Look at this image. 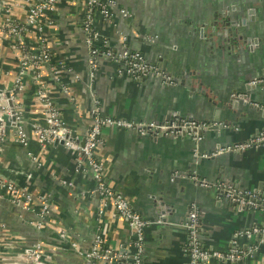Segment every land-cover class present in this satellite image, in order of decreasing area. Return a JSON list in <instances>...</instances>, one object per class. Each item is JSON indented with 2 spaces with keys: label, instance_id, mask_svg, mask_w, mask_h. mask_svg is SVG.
Returning a JSON list of instances; mask_svg holds the SVG:
<instances>
[{
  "label": "crops",
  "instance_id": "0c3cea01",
  "mask_svg": "<svg viewBox=\"0 0 264 264\" xmlns=\"http://www.w3.org/2000/svg\"><path fill=\"white\" fill-rule=\"evenodd\" d=\"M24 1L0 0V89L10 90L15 85L21 66V51L1 25L7 17L26 16L27 7L19 6ZM115 1L119 8L130 11V17L115 11L116 30L100 21L103 30L113 36L115 47H120L119 33H123L132 49L143 52L151 62L160 60L176 78V85L153 78L133 81L117 74L116 64L101 59L93 93L104 112L136 121L191 117L221 124L214 125L217 129H203L200 140L188 131L169 137L104 129L97 156L106 181L143 217L163 222L146 230L143 264H190L184 223L194 206L207 248L225 250L235 241L256 246L244 262L207 264H264V235L240 240L236 234L254 225L264 226V213L236 208L218 195L221 191L201 187L193 179L198 175L213 183L238 184L264 198V144L212 158L199 155V151L212 152L217 146L247 140L264 130L262 109L249 107L237 96L245 93L264 100V88L246 89L254 79L261 78L260 84L264 83V0ZM78 3L61 4L52 14L55 23L47 27L53 62H64L60 81L52 77L49 66L42 72L65 122L84 139L95 103L88 87V50L82 25L77 22L82 15ZM6 4L8 12L1 8ZM151 37L154 40H149ZM27 41L37 45L34 31ZM21 82L19 103L26 119L44 124L46 108L32 72L21 75ZM65 86H69L67 95ZM217 110H222L219 122L215 121ZM227 111L231 120L225 123ZM0 174L29 189L36 200L47 199L51 205L45 225L37 232L31 226L35 211L23 212L8 201V195L0 200V264H17L19 256L35 242L43 244L44 264H90L81 252L93 246L98 234L107 248L133 253L128 220L112 204L103 203L92 169L85 159L79 161L72 149L56 143L43 146L35 135H31L28 148L24 147L11 128L0 157Z\"/></svg>",
  "mask_w": 264,
  "mask_h": 264
},
{
  "label": "built area",
  "instance_id": "2783aa9c",
  "mask_svg": "<svg viewBox=\"0 0 264 264\" xmlns=\"http://www.w3.org/2000/svg\"><path fill=\"white\" fill-rule=\"evenodd\" d=\"M74 0H25L24 5L19 2V6L27 7V14L23 19L13 17L5 18L1 25V30L6 31L15 40V45L21 51V66L15 85L8 91L11 93V99L14 103L12 108L7 99L0 100V157L3 151V145L12 128L16 134L20 145L29 146L31 135H35L38 142L47 146L57 141H63V145L72 149L79 161L86 160L94 173V179L97 184V192L103 199L105 205L112 204L115 209L124 216L133 232L134 240L131 243L133 253L115 252L105 246L101 234L96 235L93 246L86 251L81 252L90 264H99L101 262L118 263L123 260L126 264H143L145 256L146 230L152 224H163L162 221H149L137 211L129 200L120 192L112 188L106 181L103 163L99 160L97 152L103 143L104 129L113 127L139 133L142 136L149 134H159L167 136H178L181 132L191 129H207L210 126H221L218 123L203 122L190 118H175L164 121H136L124 117H116L104 112L103 106L93 93L94 80L97 77V69L101 59L109 60L116 64L117 74L127 75L133 81H141L144 78H153L168 86L176 85V78L166 69H163L157 63L149 61L145 54L139 50L132 49L128 45V38L123 33H119L120 47H115L113 36L103 30L101 22H104L109 28L116 30L115 11L123 17H130V11L126 8H119L115 0H75L81 4L82 15L79 17L82 31L84 34V43L88 50L89 84L90 93L93 96L94 107L91 111V125L86 129L85 144H81V137L73 133L72 129L65 122L61 115L59 106L51 97V88L49 84L43 82L42 69L45 66L50 67L52 77L56 82L60 81L59 73L64 62L57 60L53 62V53L49 45V35L47 27L54 24L52 14H54L60 4L73 3ZM2 5V4H1ZM1 8H7V4ZM8 12V10H6ZM36 33L37 45H30L27 37L31 32ZM155 37L149 38L154 40ZM32 72L36 83H38V97L46 108V121L40 124L36 121H28L25 117L23 106L19 103V91L23 89L21 75ZM78 79V77L76 78ZM263 79L252 80L249 84H260ZM69 86L63 89L66 95ZM6 90V89H4ZM239 99H245V93H239ZM252 105L258 109L264 110V102H252ZM14 116V121L11 117ZM196 139H201L197 132H194ZM264 144V130L244 141H237L231 144L218 147L212 152L204 153V158H212L237 151H245ZM81 172H86L82 169ZM193 179L204 188H215L217 192L223 191L225 196L232 202L253 210H260L264 213V198L250 189L237 187L234 183L218 182L213 183L208 179L194 175ZM73 185L72 182L68 183ZM6 192V193H5ZM8 195L10 201L15 207L24 212L35 211L36 220L32 223L38 228H42L49 216L51 205L47 199H38L26 187H21L6 175L0 174V200ZM189 235V244L187 252L190 258V264H207L211 261L219 262H244L252 257L256 250L254 245H245L241 241H235L228 249L207 248L201 240L200 215L196 206L190 211L186 223H184ZM237 238L252 239L256 235H264V226L254 225L250 229L241 230ZM44 248L41 242H35L26 249L20 256L17 264H44Z\"/></svg>",
  "mask_w": 264,
  "mask_h": 264
},
{
  "label": "water",
  "instance_id": "95a60500",
  "mask_svg": "<svg viewBox=\"0 0 264 264\" xmlns=\"http://www.w3.org/2000/svg\"><path fill=\"white\" fill-rule=\"evenodd\" d=\"M158 65H160L163 69H166L165 68V65L159 60L158 61V63H157ZM182 84L183 83H185V81H180ZM189 83H190V78H189ZM261 88H264V83L263 84H248L247 85V87H246V89L247 90H249V89H261ZM7 99V101H8V103H9V105L12 107V108H14V103H13V101H12V99H11V93H10V91H8V90H4V89H0V100H4V99ZM245 101H246V103L247 104H249V107H252V108H255V109H258V108H256V107H254L253 105H252V102H255V101H257V102H264V100L263 101H261V100H256V99H253V98H251V97H249L248 95H247V97L244 99ZM235 105H237L236 104V102L234 103ZM229 110H232L230 107L228 108ZM263 113H264V110L262 109L261 110ZM220 113H222V110H217L216 111V117H215V121L216 122H219L220 121ZM190 119H193V118H191V117H189ZM231 117H230V114L228 113V111L225 113V120L227 121H225V123H228V121H230L231 119H230ZM11 120L12 121H14V116H12L11 117ZM158 121V120H157ZM214 121V122H215ZM224 123V124H225ZM235 122H231V124H234ZM236 124V123H235ZM212 128H216L217 129V127L216 126H213ZM186 131H188V132H197L198 133V136L199 137H201L202 135H203V129H191V128H189V129H187V130H185L184 132H183V134H186L187 132ZM164 136H167V135H164ZM169 137H174V136H169ZM63 141H57L56 142V144H62L63 145ZM81 144L82 145H84L85 144V138L84 139H82L81 140ZM229 144H231V143H229ZM195 145H196V148L195 149H197V143H195ZM228 145V144H227ZM218 147H221V145L220 146H217V148ZM199 149V148H198ZM241 152V151H240ZM202 154H204L203 152H200L199 151V155L201 156ZM237 187H239V185L238 184H235ZM99 194V193H98ZM218 195L219 196H221V197H223L224 198V200L225 201H227L228 202V204H231V205H235V207L236 208H241V209H245L246 207H243V206H239L238 204H236V203H234V202H232L229 198H227L226 196H225V194H224V192L223 191H221L220 193H218ZM23 211V210H22ZM24 212V211H23ZM33 224V223H32ZM37 232L38 231H40L42 228H38L35 224H33V225H31ZM120 252H122V253H125V249L124 250H121ZM121 262H123V260H121L120 262H118V263H121Z\"/></svg>",
  "mask_w": 264,
  "mask_h": 264
},
{
  "label": "trees",
  "instance_id": "16d2710c",
  "mask_svg": "<svg viewBox=\"0 0 264 264\" xmlns=\"http://www.w3.org/2000/svg\"><path fill=\"white\" fill-rule=\"evenodd\" d=\"M61 5V4H60ZM8 16V15H7ZM196 120H198V119H196ZM199 121V120H198Z\"/></svg>",
  "mask_w": 264,
  "mask_h": 264
}]
</instances>
